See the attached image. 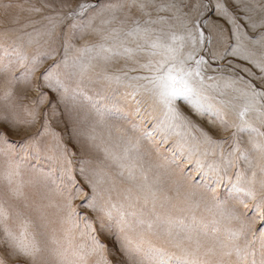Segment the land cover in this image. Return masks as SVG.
I'll return each instance as SVG.
<instances>
[{"label": "snow or ice", "instance_id": "1", "mask_svg": "<svg viewBox=\"0 0 264 264\" xmlns=\"http://www.w3.org/2000/svg\"><path fill=\"white\" fill-rule=\"evenodd\" d=\"M62 7L0 42V264H264V0Z\"/></svg>", "mask_w": 264, "mask_h": 264}, {"label": "rangeland", "instance_id": "2", "mask_svg": "<svg viewBox=\"0 0 264 264\" xmlns=\"http://www.w3.org/2000/svg\"><path fill=\"white\" fill-rule=\"evenodd\" d=\"M76 0H0V42L12 43L16 41V43H23L25 50L31 54H38L43 53L49 50L48 44L45 41L48 39L46 36L38 37V43H33L32 45H28V36L25 33H32L35 37L36 31L39 30L40 32L45 31V25L48 22L44 19L47 15H54L56 11H62L67 13L71 11V7H62V5L68 4L72 7L75 6ZM45 4H51L54 6L53 8H44ZM10 5V7H8ZM38 7L42 9V12L35 13L30 12L28 9L32 7ZM23 9V10H22ZM19 19V23H15L16 19ZM24 24H29L28 27H22ZM50 27V26H49ZM225 27L227 25L225 24ZM264 30V29H262ZM22 38V39H18ZM51 60H45L43 67H47L51 64ZM239 63L242 66L251 67V65H247L245 62L240 61ZM115 67H119L116 65ZM43 71V68L40 69ZM253 71H256L253 69ZM210 75H215V73L209 72ZM39 76V72L37 73V77ZM5 79L4 77H0V89L4 87ZM239 86V85H238ZM121 91H123L121 89ZM37 95V91H32L30 93V98H34ZM28 103V100L24 101ZM47 105H41V111ZM119 108H123L125 111H131L130 107L125 105L123 101L117 104L115 107L109 106L107 115L113 121L120 118L121 113L117 110ZM134 118V117H133ZM232 130L229 132L222 133L223 136H227L230 134ZM14 140H19L20 137H13ZM167 148V145L161 147V151H164Z\"/></svg>", "mask_w": 264, "mask_h": 264}]
</instances>
